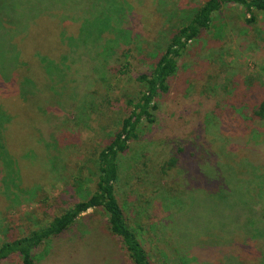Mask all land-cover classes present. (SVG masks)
Listing matches in <instances>:
<instances>
[{
    "label": "rangeland",
    "instance_id": "obj_1",
    "mask_svg": "<svg viewBox=\"0 0 264 264\" xmlns=\"http://www.w3.org/2000/svg\"><path fill=\"white\" fill-rule=\"evenodd\" d=\"M103 1L106 4H100V0H0V74L7 78L13 69L19 70L25 64L28 70L21 79L26 85L30 77L28 86L38 92L37 106L27 99L25 110L37 108V126L44 130L54 129L49 141L53 142L58 156L69 170L74 171L73 174L78 173L82 166H85L87 174H91L88 162H92L94 150L107 143L106 135L127 116L126 99H135L140 92L135 78L150 65V61H143L141 56H145L148 48L162 52L170 34L180 25L182 11L199 5L203 0ZM106 5L117 12L124 9L129 14L125 43L115 48L117 52L126 50L128 55L126 61L118 59L119 56L112 57L102 68L95 62L94 48L98 52V47L108 46L109 40L113 39L112 30L116 27L112 24L103 34L102 41L95 40L96 27H102L106 16ZM88 8L92 9L91 14ZM176 12L180 14L173 19L172 14ZM243 13L233 6L222 9L212 27L186 50L179 61L177 75L170 80L169 92L158 100L157 122L143 129L139 142L131 143L130 150L121 161L117 198L124 206L128 221L142 241L151 264H173L176 256L179 258V250L182 254L178 264L188 262L187 257H183L185 251L181 250L182 243H179L176 231L168 222L167 225L165 223L167 209L170 208L161 205L158 199L160 195L172 197L181 191L172 181H168L171 183L169 186L161 183L160 167L173 151L170 149L173 146L174 150L187 147L188 151L181 157L185 160L193 152L194 144L198 146L196 140L201 133H198L196 122L204 126L205 119L198 113L200 106L206 105L214 122L221 123L228 108L225 102L230 99L234 105L241 100L242 92L247 91L254 80L264 86V16L256 14L255 22L247 25ZM6 14L16 20L15 28L7 27L9 20L3 17ZM90 16L93 19H88L84 26L86 41L82 43L84 38H81L74 55L66 46L67 40L83 36L82 19ZM92 24L95 27H91ZM35 54L39 57L34 58ZM40 58L49 63L54 61L57 68L52 70ZM45 69H49L48 75ZM35 92H31L32 97ZM235 97L239 99L234 102ZM179 123V134H173ZM203 139L207 142L202 145L206 151H224L225 157L232 154L230 141L226 145L224 140L227 139L222 138L216 129ZM151 142L154 147H150ZM236 156L239 157L238 153ZM60 192V184L52 183L36 200L48 196L51 208L55 209L59 204L53 198ZM182 206L178 228L184 237L199 240L206 234L219 232L229 244L237 240L238 221L227 214L228 210L219 209L216 202L192 191L184 193ZM174 207H179V204H173ZM36 208L37 203L32 202L21 210L30 214ZM22 222L16 224L21 227ZM32 222H38L37 218L34 217ZM86 236L88 243L85 249L89 253V263L86 264H99L101 260L113 264L114 244L103 234L90 238L87 233ZM95 254L98 256L96 261L92 258ZM68 257L47 255L39 264H76L72 259L78 257L75 252ZM239 259L241 261L237 259L232 264H246ZM7 264L18 263L11 260ZM78 264L85 263L81 260Z\"/></svg>",
    "mask_w": 264,
    "mask_h": 264
},
{
    "label": "trees",
    "instance_id": "obj_2",
    "mask_svg": "<svg viewBox=\"0 0 264 264\" xmlns=\"http://www.w3.org/2000/svg\"><path fill=\"white\" fill-rule=\"evenodd\" d=\"M100 4L106 3L100 0ZM231 6L244 12L242 17L247 25L255 22L256 14L264 16V0H203L199 5L182 11L180 25L170 34L162 52L148 48L145 56H141L143 61H150V65L135 78L140 92L135 99H126L127 116L106 135L107 143L94 150L92 162H88L90 175L85 166L73 174L74 171L69 170L58 156L53 142L49 141L54 129L44 130L37 126V108L25 110L26 100L35 102L37 106L38 96V92L28 86L31 78L28 77L26 85L21 79L28 70L25 64L19 70L13 69L7 78L0 74V264L11 260H17L18 264H39L47 255L69 259L72 252L78 256L72 257L74 263L81 260L89 263V253L85 249L87 233L90 238L103 234L114 244L113 264H151L142 241L128 221L124 206L117 198L121 161L130 150L131 143L139 142L143 129L157 122L158 100L169 92L170 80L177 75L179 61L186 50L212 27L222 9ZM88 10L91 14L92 9ZM105 14L102 27H96L95 40L102 41L103 34L112 24L118 28L112 30L113 39L109 40L108 46L98 47V52L94 48L95 62L102 68L110 58L119 56L118 59L126 61L128 55L123 49L118 50V54L115 48L125 43L129 14L124 9L117 12L109 8ZM178 14H172L173 19ZM3 17L9 20L7 27H16L17 22L11 15ZM88 19L92 20L93 16L82 19L83 36L67 40L66 46L74 55L81 38H84L82 43L86 41L84 26ZM91 27L95 26L92 24ZM33 57L38 58L39 55ZM40 60L52 70L57 68L54 61ZM45 72L48 75L49 69ZM24 89L35 92L34 97ZM242 96L234 105L230 99L224 103L228 108L221 123L214 122L206 105L200 106L198 113L205 119L204 126L196 122L198 133H201L196 140L198 146L194 144L193 152L185 160L181 157L188 148L174 150L173 146L170 149L173 151L160 167L161 183L169 186L171 183L168 181H172L181 189L175 196L160 195L158 199L161 205L170 208H166L165 223L167 225L168 222L176 231L179 243H182L181 250L185 251L183 257L188 259L187 264H232L239 258L246 264H264V86L254 80ZM237 99L239 97L233 101ZM214 129L227 139L224 140L226 145L230 141L232 154L227 157L224 151L213 153L202 147L207 144L203 137ZM179 131L180 123L173 134H179ZM150 147H154L153 142ZM189 172L192 173L189 175ZM52 183L61 186V192L53 198L59 204L55 209L51 208L48 196L36 200ZM192 191L216 202L219 209L228 210L227 214L235 217L239 233L235 242L229 244L219 232L206 234L199 240L181 234L178 222L182 217L183 195ZM32 202L37 203V208L30 214L23 213L21 208ZM177 203L179 207L172 208ZM34 217L38 222H32ZM96 218H100L99 222ZM19 221H23V226L16 224ZM98 225L103 229L97 228ZM51 248L55 251L51 252ZM181 254L179 250V258ZM92 258L96 261L98 256L95 254ZM179 258L176 256L173 264H178ZM106 262L101 260L98 263Z\"/></svg>",
    "mask_w": 264,
    "mask_h": 264
}]
</instances>
